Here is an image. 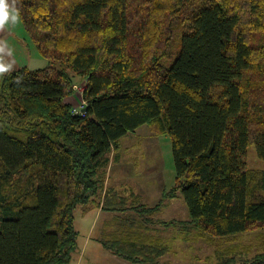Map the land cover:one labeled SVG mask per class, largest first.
<instances>
[{"label":"trees","instance_id":"16d2710c","mask_svg":"<svg viewBox=\"0 0 264 264\" xmlns=\"http://www.w3.org/2000/svg\"><path fill=\"white\" fill-rule=\"evenodd\" d=\"M17 8L39 52L62 67L0 78V264H67L78 205L121 213L103 234L107 250L159 264L169 245L151 233L149 214L177 197L189 218L166 225H182L185 239L190 226L215 248L200 264H264V169L245 162L251 145L264 159V0ZM70 72L85 80L76 108ZM143 124L168 134L175 169L154 205L131 185L105 187L111 154ZM251 231L260 233L249 256L255 246L235 236Z\"/></svg>","mask_w":264,"mask_h":264},{"label":"rangeland","instance_id":"374dc122","mask_svg":"<svg viewBox=\"0 0 264 264\" xmlns=\"http://www.w3.org/2000/svg\"><path fill=\"white\" fill-rule=\"evenodd\" d=\"M0 40L6 41L13 49V57L10 59L15 61L14 70L21 66H26L30 70L46 66L62 67L58 60H51L39 52L21 18L15 25H9L3 32H0ZM71 76L76 86L71 90L68 99L74 103L76 108L84 103L81 92L85 80L72 73ZM120 142V149L117 153L111 154L109 162L125 165L127 169L123 170L134 176L130 178L129 182L136 188L138 196L142 195L143 200L150 203L149 205L156 204L162 197L164 190H168L174 183L175 169L168 134L159 133L152 125L143 124L134 131L128 132L121 138ZM133 159H136L137 167H133L135 163ZM245 162L247 168L264 169V159L256 155L252 145L247 148ZM149 165H155L157 169L155 177L152 179L149 177V169H151L147 167ZM111 166V168L107 166L106 174L110 170L112 172V168L115 169V165L112 164ZM108 184L111 185V182L108 183L105 180V187H111ZM118 187L120 185H117ZM140 188H143V191ZM163 202L158 210L149 214V217L151 216L150 218L155 221L153 224H149L151 233L169 245L167 251L158 257L159 264H200L207 256H214L215 248L203 238L193 237L194 230L192 227L189 226L190 237L185 239V230L182 225L175 223L172 226L166 225L172 219H188V211L183 199L177 197L165 199ZM98 210L101 211L99 216L96 215ZM118 215L115 218L109 217V215L106 217L109 220L108 224L111 225L109 230L114 228L113 224ZM106 218L101 206L82 209V206L78 205L75 208L74 224L78 235L76 249L67 264H112L108 259V251L95 242V240L101 242L102 239H107L106 234L103 235L100 230ZM259 233V231H251L235 236L237 241L252 242V247L255 246L250 250L249 256L256 252V246L259 242L257 241V234ZM222 240L226 241V239Z\"/></svg>","mask_w":264,"mask_h":264},{"label":"crops","instance_id":"0c3cea01","mask_svg":"<svg viewBox=\"0 0 264 264\" xmlns=\"http://www.w3.org/2000/svg\"><path fill=\"white\" fill-rule=\"evenodd\" d=\"M112 164L115 165V169L113 170V168H112V172L110 170V172L109 173L107 172V174H106V180L108 181V183L111 182V185L110 184H108V185H110L111 187L112 186L117 187V185H120L119 188H121V187H123L125 185H131L132 183H130L129 180H130L131 177H134V176H132V174H129L128 172L123 170V169H127V167L125 165L122 166V164L118 163V162L115 163V164L112 163V162H109L108 167L111 168ZM147 167L151 168V169H149V173H150L149 177H150V179L154 178L155 174H156V170H157L156 166L155 165H153V166L149 165ZM106 171H108V170H106ZM131 186H133V185H131ZM140 190L143 191V188H140ZM135 191H136V188H135ZM157 195H158V193H157ZM140 199H141L142 203H145L147 205L150 204V203H147V201L145 202L143 200L142 195L140 196ZM171 199H173V198H171ZM100 212H101L100 210L96 211V215L99 216ZM103 213H104L105 218L108 217V215H109V217H114L115 218L116 215L121 214L120 212H117V211L113 212V211H108V210H103ZM187 217L189 218V216H187ZM108 221L109 220L107 218L104 220L105 223H103L102 228L100 229L102 231V234L106 233L111 228V225L108 224ZM149 229L151 230V227H149ZM95 242L98 243V245H100L103 249L108 251V253H109V258L108 259H109V261L112 264H136V263H133V262H131L129 260H126V259H124V258H122V257L110 252L105 247H103L101 242H99L98 240H95Z\"/></svg>","mask_w":264,"mask_h":264},{"label":"clouds","instance_id":"9594fccd","mask_svg":"<svg viewBox=\"0 0 264 264\" xmlns=\"http://www.w3.org/2000/svg\"><path fill=\"white\" fill-rule=\"evenodd\" d=\"M20 19L17 0H0V32L7 26L15 25ZM13 49L4 40H0V78L14 70Z\"/></svg>","mask_w":264,"mask_h":264}]
</instances>
